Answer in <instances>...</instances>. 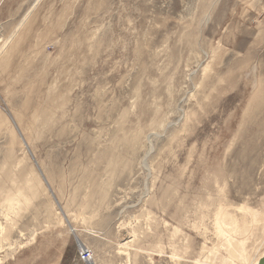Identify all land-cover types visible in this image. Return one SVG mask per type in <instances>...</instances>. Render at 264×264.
<instances>
[{"label": "rangeland", "instance_id": "374dc122", "mask_svg": "<svg viewBox=\"0 0 264 264\" xmlns=\"http://www.w3.org/2000/svg\"><path fill=\"white\" fill-rule=\"evenodd\" d=\"M262 254L264 0H0V264Z\"/></svg>", "mask_w": 264, "mask_h": 264}, {"label": "built area", "instance_id": "2783aa9c", "mask_svg": "<svg viewBox=\"0 0 264 264\" xmlns=\"http://www.w3.org/2000/svg\"><path fill=\"white\" fill-rule=\"evenodd\" d=\"M92 257V253L88 248H82L80 250V258L84 261H89Z\"/></svg>", "mask_w": 264, "mask_h": 264}, {"label": "bare ground", "instance_id": "6f19581e", "mask_svg": "<svg viewBox=\"0 0 264 264\" xmlns=\"http://www.w3.org/2000/svg\"><path fill=\"white\" fill-rule=\"evenodd\" d=\"M71 231L73 232V233H75L76 232V229L74 228V227H71ZM77 240H78V242L81 244V246H82V242H81V240L79 239V237L77 236ZM264 257V254H262V255H260L257 259H256V261H255V263L254 264H258L259 263V261L261 260V258H263ZM90 263H92V262H90ZM94 264V263H93Z\"/></svg>", "mask_w": 264, "mask_h": 264}, {"label": "water", "instance_id": "95a60500", "mask_svg": "<svg viewBox=\"0 0 264 264\" xmlns=\"http://www.w3.org/2000/svg\"><path fill=\"white\" fill-rule=\"evenodd\" d=\"M258 264H264V257L263 258H261V260L259 261V263Z\"/></svg>", "mask_w": 264, "mask_h": 264}]
</instances>
